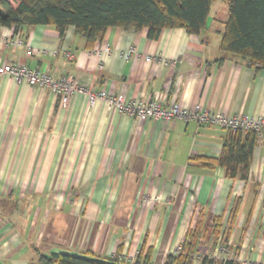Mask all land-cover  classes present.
I'll return each instance as SVG.
<instances>
[{"label":"crops","instance_id":"obj_1","mask_svg":"<svg viewBox=\"0 0 264 264\" xmlns=\"http://www.w3.org/2000/svg\"><path fill=\"white\" fill-rule=\"evenodd\" d=\"M209 19L198 35L164 29L157 40L147 30L110 28L90 50L73 27L61 37L53 26H0V65L127 99L159 94L166 106L264 115V69L233 55L219 63L223 22ZM130 46L136 52L124 61L120 53ZM157 56L175 65L146 61ZM226 135L193 122L140 121L104 102L90 106L83 94L62 107L59 95L1 76L0 264H35L37 252L131 262L144 244L153 264H162L197 222L207 228L218 219L224 235L212 252L201 244L192 264L208 254L264 264V142L257 141L248 179L231 178L206 165ZM151 198L157 201L145 206Z\"/></svg>","mask_w":264,"mask_h":264},{"label":"trees","instance_id":"obj_2","mask_svg":"<svg viewBox=\"0 0 264 264\" xmlns=\"http://www.w3.org/2000/svg\"><path fill=\"white\" fill-rule=\"evenodd\" d=\"M218 1L226 6L227 12L219 46L224 57L218 62L233 55L249 67L264 69V0H0V26L16 32L24 26H53L61 37L68 27H73L85 41V48L90 50L103 41L110 28L147 30L150 40H157L164 29H183L188 34L198 35L207 28L212 5ZM226 132L219 157L206 159V165L224 169L231 178L240 172L246 180L257 144L256 135ZM262 205L264 208V198ZM224 231L219 219L207 228L197 222L186 233L180 249L167 255L162 264H192L200 245H207L212 252ZM152 255L153 250L145 244L131 262L119 260L117 254L100 258L92 252L49 256L37 252L35 264H153ZM199 260L200 264H239L211 254L199 255Z\"/></svg>","mask_w":264,"mask_h":264},{"label":"built area","instance_id":"obj_3","mask_svg":"<svg viewBox=\"0 0 264 264\" xmlns=\"http://www.w3.org/2000/svg\"><path fill=\"white\" fill-rule=\"evenodd\" d=\"M104 54L110 53L108 44L101 46ZM136 50L130 46L120 53V58L128 61L135 54ZM56 55L55 53L53 54ZM66 58L74 60L73 55L66 53ZM146 61H154L159 65L174 66V62H169L162 57L146 58ZM9 76L17 84H26L33 88L44 89L53 95L60 96V104L65 107L71 96L83 94L88 98L90 106L97 102H104L119 114L136 118L140 121H153L162 123H173L182 121L185 123L193 122L198 126L216 127L223 130L242 131L243 133L253 132L257 141L264 142V115L256 117L238 114L227 116L221 112H211L199 106L194 108H183L178 103L163 105L159 94L152 95L149 100L127 99L123 95L110 94L106 91H91L83 85H77L74 79L63 77L56 79L46 72L37 69H30L20 64L4 63L0 65V77ZM156 198H151L148 203L153 204ZM112 255L111 257H113ZM119 260H124L120 257ZM126 261V260H125Z\"/></svg>","mask_w":264,"mask_h":264},{"label":"rangeland","instance_id":"obj_4","mask_svg":"<svg viewBox=\"0 0 264 264\" xmlns=\"http://www.w3.org/2000/svg\"><path fill=\"white\" fill-rule=\"evenodd\" d=\"M217 18L221 22H224L227 18L226 6L218 1L212 5L211 15L209 18ZM210 20V19H209ZM145 206H151L150 202H143Z\"/></svg>","mask_w":264,"mask_h":264}]
</instances>
